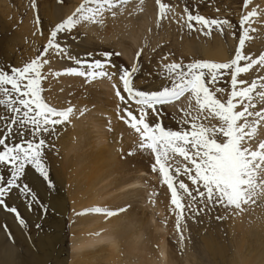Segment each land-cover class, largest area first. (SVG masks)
I'll use <instances>...</instances> for the list:
<instances>
[{"label":"snow or ice","instance_id":"1","mask_svg":"<svg viewBox=\"0 0 264 264\" xmlns=\"http://www.w3.org/2000/svg\"><path fill=\"white\" fill-rule=\"evenodd\" d=\"M155 3L159 24L174 8L165 0H155ZM251 3L252 0H243L246 11L238 21V46L231 60L163 63L168 60V56H163L161 66L168 83L160 89L145 91L134 87L133 76L140 70L137 64L118 70L122 90L113 84L117 98L124 104L119 118L138 134L136 151L152 155V172L158 173L162 184L170 191L171 210L175 213V228L181 244L186 239L182 222L189 215L196 218L216 206L235 209L234 214L239 215L246 210L245 206L264 201V72L252 78L255 69L264 70V53L253 57L246 51V42L252 40L251 33L257 31L252 25L264 22V12L258 8L248 10ZM143 4L144 0H82L71 15L51 29L40 55L10 71L0 68V108L11 114L0 117V121L7 124V133L0 138V146H3L0 165L11 166L10 178L0 184V207L14 214L21 227L27 226L26 219L17 207L6 203V198L18 194L26 201L29 211L38 208L42 214L47 213L48 206L38 200L33 188L20 181L30 166L49 188L54 187L45 162V150L55 149V145L41 137L45 134L58 137L57 126L70 123L77 111L71 104L64 108L50 104L43 95V82L50 77L69 75L91 83L117 75L108 69L116 67L111 57L120 53L106 52L103 58L82 60L61 41L71 37L78 26L103 27L107 18L115 19L122 10L129 15L138 14ZM32 7H36L35 0ZM177 22L189 31L205 35H210L213 29L225 35L234 27L228 19L194 14L188 6L183 15L177 14ZM231 34L236 37V32ZM136 55L139 60L141 52ZM61 59L74 61L76 66L54 69L52 65ZM225 77L230 78L229 87H216ZM182 97L187 106L179 109L182 116L176 130L165 127L159 119H151L159 117L162 109ZM80 114L83 115V110ZM14 125H18L15 132ZM14 135L20 142L7 143ZM28 135L32 139H27ZM4 180L0 176V182ZM87 212L106 217L118 214L106 207H93L77 215Z\"/></svg>","mask_w":264,"mask_h":264},{"label":"bare ground","instance_id":"2","mask_svg":"<svg viewBox=\"0 0 264 264\" xmlns=\"http://www.w3.org/2000/svg\"><path fill=\"white\" fill-rule=\"evenodd\" d=\"M71 1L73 3L71 7L66 6L68 2L65 4H63V2H55V4L45 7V16L49 19L52 26L55 23L63 21V19L69 14L71 15L74 9H76V7L82 2V0H69V3ZM261 3V5H259L260 3H256L257 6H255V8L264 12V0H262ZM3 4L4 2L0 0V5L2 6ZM8 15V12L4 9L3 11H0V68L10 71V69L16 65H23L21 63V56H16V51H18L19 46L28 39L26 36L31 34V37L33 35V29L30 27L32 26L31 24H26L25 27H21L22 29L20 32H17V37L14 40L10 33L13 24H10L6 19L8 18ZM162 21L168 23V25L172 22H177V12L169 13L168 18ZM160 22L161 21H159V23ZM37 24L40 26L39 23ZM154 25H158V7L153 2H150V0H144L143 10L138 14L129 15L128 12L122 10V14H119L115 19L107 18L103 27L97 25L78 26L76 34L72 33L71 37L61 42L67 44L71 49V53L82 60L103 58L106 52L111 51L108 48H101V46L91 40V36L81 38L82 34L80 33L82 31H89L91 34L97 32V36L99 34V36L102 35L105 39H113L111 46L117 49L121 55L130 56L137 54V52L142 49L145 51L147 50V45H150L148 44V39L154 35L151 28ZM253 25L257 27L256 29L259 33H251L253 39L246 42V45L248 46L251 41H254L252 49L256 50V52L254 51L255 53L252 56L255 57L260 53H264V22L258 21ZM49 35L50 32L46 36L47 38H44L46 39L45 41L48 40ZM40 38L43 39L42 36L37 39ZM78 38H81V44L84 43L82 48L90 47L93 50H76V47L80 45ZM217 42L218 47L214 51H211L204 46L193 47L192 43H188L186 46L188 47V52L192 50L193 53L196 54L202 53L207 58H214L218 61L229 59V53L226 47H224L225 45L223 46L219 44L220 41ZM40 43L41 42H38L36 45L37 47L31 52L28 51L29 55L25 59L31 60L38 55V52L41 49L39 46ZM27 49L28 48L26 47V51ZM97 49L101 52L96 51ZM89 53H91V56L87 55ZM247 53L249 54V51H247ZM111 59H113L112 62L116 67L114 69L109 68V71L117 72V75L113 76L111 79L99 78L91 83H86L84 78L62 75L59 78L50 77L47 81L43 82V87L45 89L44 96L50 104L57 108H64L71 104L77 111L70 123L57 126V131L59 132L57 142L62 150L59 154V158H61L60 161L58 160L59 158L54 160L51 157H47L45 161L51 169L50 174L53 177V180L51 179V181L53 182L54 187L49 188L47 182L44 181L39 174L36 175L30 173L31 175H27L29 185L40 192L42 198L49 204V208H51L49 211L54 215V217H50L48 220L49 228L47 230L42 231L40 234L36 232L39 236L51 235L58 237L62 235L64 229L63 219L68 211L67 197L70 199L72 207L78 209L88 206L92 200H94V192L98 191V194H100L103 191L106 192L108 187L114 186L117 189H125V191L131 189L127 192L126 196L123 197V201H121L117 207V209H119L120 207L126 206L124 215L125 218H129V221L126 222V224H122V228L124 229L116 232L120 235V237H115L116 242L122 241L121 246L123 248L127 247L126 242L128 243L129 248H135V242L131 239L134 234H139L136 239H143V236L146 235L147 239L151 237L150 241H153L152 234L149 230L152 216H145L144 214L146 212L144 210L141 214L138 212V208H135L132 205H127V198L129 196H142L141 194L143 192L141 190L133 189L134 186L141 182L148 183V186L154 190L163 187V191L160 193L159 190L157 191L158 194H156L160 207L167 211L169 217L176 218L175 213L172 210H166L170 203V193L167 185L162 184L158 173L153 174L152 172L151 165L154 163V158L152 155L147 157L146 154L149 152L145 151L141 153L136 151V144L139 142L138 134L119 118L120 115L123 114L121 110L124 108V104H122L117 98L115 94L116 89L113 87V84L122 90L123 85L118 78V70L123 67V65L120 63V58L115 55H113ZM52 66L56 70H62L65 67H75L76 65L74 61L61 59ZM261 72H264V70L255 69L252 78L254 79L256 76L260 75ZM164 85H166V83H158V86L152 83L153 88L151 90H158ZM186 106L187 101L182 97L181 100L174 102L173 105L166 108L170 110L172 114H178V110L182 107L186 108ZM107 108H112L113 110L108 111ZM133 109L135 110L134 103ZM81 110H83V115L80 114ZM6 115H8L6 110L0 108V117H6ZM102 115H106L111 119H119L117 129H115L113 135L104 133L102 127H104L105 123H103L104 120L102 119ZM86 118L93 121V128L96 130L95 132H97V137H95V141L93 140L94 145L90 152L83 151V148H88L93 142L91 141L92 137H88V133L86 134L87 130L82 126V121ZM157 118L160 119V116ZM106 143H108V145H105ZM130 151L134 154L128 155ZM71 154H73L72 157H70ZM125 171L133 172L136 176L129 178L121 176L119 179L111 181V178L115 173H125ZM147 174H150L152 179L159 177L158 184L148 180L146 178ZM184 178L187 180L186 177ZM0 208L3 210L1 214L2 216L0 217V264H27L26 261L29 260L28 258L30 256L32 260H38L39 258L36 256L39 255V252L33 246L34 243L32 242V236H30L28 228L21 227L16 221L14 214L7 212L2 207ZM245 208L246 210L240 213L241 220L238 223L237 221L239 219L232 218L233 221L231 222L235 223V225L230 229L231 240L229 237L224 240V224H222L223 222L220 223L217 222L219 220L214 219L215 213L212 208L210 211L208 210L206 212L210 218L203 216V214L206 213H201L195 218L196 220L201 221L202 228H206L204 233L206 234V238H204V248L209 253L213 264H218L216 263L218 257L228 264H239L242 260L241 251L244 250L245 246H249V248L255 253L264 252V201L259 202L255 206H246ZM235 211H233V213H235ZM189 216L191 218V215ZM227 218H230V216ZM244 221H247L248 225ZM83 223L92 224L95 229L103 230L107 224L111 223V219L107 218L99 223H92L91 220L88 221L85 219ZM130 223H133V226H131ZM137 224H139L138 229L135 227ZM238 230H243L244 237L241 238L238 236ZM13 233L16 234V237L13 236ZM110 234V231H104L95 241L98 240L101 242L103 238H108ZM81 239L82 235L79 234L77 244L80 245ZM161 239H164V237L159 238V240ZM95 241L86 239L83 245L91 244ZM233 241L237 248L234 256L230 254V243L233 244ZM18 242H22V244H27L28 246L31 245L29 252L23 250L22 247L17 246L16 243ZM60 242H62V240L59 238L53 243L54 249H57L58 252L60 251L58 249V243ZM116 242L115 244H112V248H114L117 253ZM98 250L101 252L103 251L101 248L87 250L89 251L87 256L94 254ZM73 251L74 248L72 247V252ZM157 251L160 264H165L167 260L165 245L157 247ZM112 253L115 256L113 251ZM33 254L35 256H33ZM58 258L59 255L57 256V259ZM110 261H112V258H110ZM100 262L102 263V260L99 259L97 263L100 264ZM128 262L131 264H138L135 260H129ZM184 263L185 262L181 257H178L173 261V264ZM55 264H63L62 259Z\"/></svg>","mask_w":264,"mask_h":264},{"label":"rangeland","instance_id":"3","mask_svg":"<svg viewBox=\"0 0 264 264\" xmlns=\"http://www.w3.org/2000/svg\"><path fill=\"white\" fill-rule=\"evenodd\" d=\"M261 1L262 0H252V3L249 5L248 10L253 9V7L255 8V6H257V4L259 3V5H261ZM2 2H4V4L2 6L0 5V11H3L4 9L9 14L8 18L6 19L10 24H13V31L10 30V33L12 34L14 40L17 37V32H20V30L22 29L21 27H25L26 24L32 25L30 27L33 29V35L31 37V34L26 36L28 37V39L25 40V42L23 43L24 45L22 44L21 46H19L18 51H16V56H21V63L23 65L27 62H30V59L25 58H27L29 55L28 51L31 52L34 48L37 47L36 45L38 42H41L39 44L41 49L39 50L38 55L42 53L43 47L47 43V41H45L46 39L44 38H47L46 36L50 32V30L57 24L55 23L53 26L50 24L49 19L45 16V7L55 4V2H63V4L68 2L66 5L67 7H71L73 5L72 1L69 3V0H35V8L32 7L33 0H2ZM150 2L156 4L155 0H150ZM165 2L170 3V5L174 8V12H177V14L183 15L184 8L188 6L189 10L193 11L194 14L199 13L207 18L228 19L234 27L232 30L226 31L225 35H222L220 31L216 29H213L210 35H205L202 34L200 31H189L186 27H182L181 23L178 22H172L168 25V23L161 21L158 25H154L151 27L152 32H154V35L148 39V44L150 45H147V50L145 51L144 49H142L139 51L141 52L139 60H137L136 54L130 56L121 55V53L117 49L111 46L113 39H105L102 37V35L99 36V34L97 36V32L95 34H91L89 31L80 32L82 34L81 38H87L88 36H91V40L101 46V48H108L112 53H120L119 56H115L120 58V63L121 65H123L124 68L126 67L130 69L134 64H137L140 70L134 74L133 84L134 87L140 90H151L153 88L152 83L156 86H158V83H168V81L164 77L163 69L161 66V60L163 56H168V60L163 61L166 63L175 61L187 64L195 60L227 62L233 58L235 49L238 46L237 37L240 34L238 30V21L244 11H246L243 8V0H165ZM37 17L39 18L40 26H38L37 24ZM66 18L67 16L64 19ZM252 26L254 28H257L255 25ZM199 27L200 26L197 25V29ZM77 31L78 30L75 29L73 33L76 34ZM231 32H236V37H234ZM257 33L259 32L256 31V34ZM40 36H42L44 40L42 38L37 39ZM81 38H78V42H80ZM217 38H219L220 40ZM217 41H220L219 44L223 46L225 45L224 47H226L229 53V59L218 61L214 58H207L202 53H193L191 49V51L189 50L190 52H188V47L186 46V44L192 43L193 47L204 46L205 48H209L211 51H214L218 47ZM253 42L254 41H251V43L249 42L250 45H246V50L249 51V54L251 55H254V53L256 52V50L252 49V44L254 45ZM79 44V46L76 47V50H93L90 47L82 48L84 43L81 44L80 42ZM26 47L28 48L27 51ZM96 51L101 52L98 49ZM23 65H16L14 67H22ZM229 80V77L221 79L217 82L216 87H229ZM111 110L113 109H108V111ZM161 111L163 113L160 115L159 120L162 122V124L167 128L176 130L178 128L177 122L181 119L182 116L180 111L178 110V114H172L167 108ZM10 115L11 114L8 113V115L6 116ZM152 118L153 120L158 119L156 116H153ZM102 119L104 120L103 123H105L104 127H102L104 129V133L113 135L115 133V129H117L119 119H111L106 115H102ZM82 122V126L85 127V129L87 130L86 134L88 133V137H92L91 141L96 139L95 137H97V132H95L96 130L93 128V121L86 118ZM181 126L183 127V125H180V127ZM17 127L18 125L13 126L14 132ZM24 131L27 132L28 130L25 129ZM6 133L7 124L6 122L0 121V138L5 136ZM26 138L32 139L31 135H28ZM41 138H46L50 144L55 145V149L47 148L45 150L46 159L47 157H51L54 160L58 159L59 154L62 151L61 147L57 142L58 137L54 138L53 136H47V134H45ZM94 141L89 145L88 148H83V151L90 152L93 148ZM6 142L9 144H13L19 143L20 140L17 138L16 135H14L11 139L7 140ZM105 145H108V143H106ZM2 150L3 146H0V151ZM146 155L147 157L151 156L150 153H147ZM72 156L73 154L70 155V157ZM60 159L61 158H59L58 160L60 161ZM30 173L38 175V173H36L34 169L28 166L27 174L25 177H22L20 183H28L27 175H31ZM10 174L11 166L0 165V176H3L5 178V180L3 182H0V184L6 183L7 179L10 178ZM153 174L155 173L153 172ZM121 176H126L129 178L134 177L136 175L133 172L126 171L125 173H115L111 178V181H113L114 179H119ZM146 176L148 180H151L155 184H158L159 177L152 179L150 177V174H147ZM52 178L53 177L50 174V180ZM182 178L185 179L184 177ZM185 181L188 182L186 179ZM148 185L149 184L146 182L138 183L136 186H134L133 189L141 190L143 192L141 194L142 196L137 197L135 195H131L127 198V205H132L135 208H138V212L141 214L144 210L146 212L144 214L145 216H152V219L149 224V230L152 234L153 241H150L151 237L147 239L146 235L143 236V239H136L139 234H134L132 235L131 239L135 242V248H129L127 242V247L123 248L121 246L122 241L116 242L115 239L116 236L120 237V235L116 232L118 230L121 231L122 229H124L122 228V224H126V222L129 221V218H125V211H119L121 208L126 209V206L120 207L119 209H117V207L119 206V203L123 201V197L126 196L127 192L131 189L125 191V189H117L114 186H111L108 187L106 192L103 191L98 194V191H96L94 192V200H92V202L88 206L81 207L78 209H74L72 207L70 199H68L67 197L68 211L63 219L64 229L62 235L58 237L51 235L39 236L38 234H36V232L40 234L42 231L47 230L49 228L48 220L50 219V217H54V215H52V213L49 211L51 210V208H49V204L42 198L39 191L33 188V190L37 193L38 200L42 201L43 204L48 206V211L46 213L47 215H43L40 211H38V208H33V210L29 212L26 201L23 197L19 196L18 194L6 198V203L10 206L17 207L22 217L26 219V227L29 230L30 236H32V242L34 243L33 246L39 252V255L36 256L39 259L34 261L31 259L30 256L28 258L29 260L26 261L27 264H55L61 259L63 264H99L97 263L99 259L102 260V263L100 262V264H131L128 262L129 260H135L138 264H160L159 254L157 256V247L161 245H165L166 249L167 260L165 264H173V261H175L178 257L182 258V260L185 262L184 264H213L209 253L204 248V238H206V234L204 233L206 231V228H202L201 221L196 220L192 217L190 218V216L186 217L185 221L182 222V230L186 239L183 244H181L179 235L176 232L175 228L176 218H171L167 215V211H165L164 208L160 207L159 201L156 197V194H158L157 191L160 190L161 193L163 191V187H160V189L158 190H154L153 188L151 189V187ZM93 207H106L113 211L118 210L116 211L118 214L112 217H106L103 214H96L92 212H87L83 215H77V213H84L86 209H90ZM172 208L173 206L169 203L166 210H171ZM212 209L215 213L214 219H217L218 216L223 217V219H217L219 220L217 222H223L222 224H224V240L225 238L227 239V237H229V239L231 240L230 229L235 225V223L231 222L233 221L232 218L239 219L237 221L238 223L241 220V214L236 215L233 213V211H235L234 209L225 210L224 208L219 206L213 207ZM2 211L3 210H1L0 208V217L2 216ZM203 216L210 218L207 213L203 214ZM228 216H230V218H227ZM107 218L111 219V223L107 224L103 230L95 229L92 224L83 223L85 219H87L88 221L91 220L92 223H99ZM247 221L244 222L247 224ZM37 224L40 225L39 228L36 227ZM130 225L133 226V223H130ZM135 227L136 229H138L139 224L135 225ZM104 231H110V236L108 238H103L101 242H99L98 240L95 241L96 239H98L99 235ZM79 234L82 235L80 245L77 244ZM238 234L239 237H244L243 230H238ZM13 236L16 237V234L13 233ZM160 237H164V239L159 240ZM59 238L62 240V242L58 243V249L60 250L58 252L57 249H54L53 243L56 242ZM86 239H91L95 242L83 245ZM115 242L117 247V253L115 252L114 248H112V244H115ZM16 245L22 247L23 250L28 252L31 247V245L28 246L27 244H22V242H18L16 243ZM72 247L74 248L73 252ZM100 248L103 249L102 252L98 250L94 254L87 256V253L89 252L87 250ZM236 250L237 248L233 241V244L230 243V254L234 256ZM112 251L115 253V256L113 255ZM58 255L59 258L57 259ZM33 256L35 255L33 254ZM116 256L119 258H117ZM241 257L242 260L239 264H264V252L255 253L249 248V246H245L244 250L241 251ZM110 258H112V261H110ZM216 263L228 264L227 262L223 261L220 257L216 259Z\"/></svg>","mask_w":264,"mask_h":264}]
</instances>
